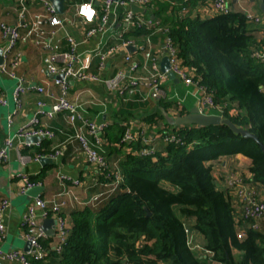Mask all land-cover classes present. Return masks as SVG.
I'll return each mask as SVG.
<instances>
[{
    "label": "trees",
    "instance_id": "1",
    "mask_svg": "<svg viewBox=\"0 0 264 264\" xmlns=\"http://www.w3.org/2000/svg\"><path fill=\"white\" fill-rule=\"evenodd\" d=\"M162 21L170 26L168 35L181 65L206 86L223 117L249 129L264 145V64L251 56L258 42L244 13L231 7L226 14L206 19L180 15ZM160 104L167 111V105ZM231 109L236 110L234 115L229 114ZM157 117L164 123L160 132L173 133L177 141L165 143L155 155L125 154L119 188L99 206L73 210L62 251L47 247L48 257L59 264H208L207 257L195 255L187 245L184 220L192 218V228L203 236L213 260L264 264V222L259 229L249 221L240 222L244 229L240 236L232 206L217 188L212 166L204 163L241 154L250 160L252 181L264 187L261 146L224 124L175 126L159 113L142 118L154 122ZM117 128L108 137L119 144L124 126ZM131 147L140 148L139 143Z\"/></svg>",
    "mask_w": 264,
    "mask_h": 264
},
{
    "label": "crops",
    "instance_id": "2",
    "mask_svg": "<svg viewBox=\"0 0 264 264\" xmlns=\"http://www.w3.org/2000/svg\"><path fill=\"white\" fill-rule=\"evenodd\" d=\"M81 1L73 0L72 2L65 0L63 2V12L59 14L66 25L68 33L80 42L78 51L82 54L97 47L101 52H105L112 46H118V48L104 60L94 56L91 60L89 71L98 75L101 80L90 83L71 79L67 98L81 105L84 114L90 120L97 123L106 121L111 126L109 127L108 136L115 135L117 127L120 125L124 126L125 123L132 128H137L143 124L147 127L146 135L149 138H154L156 151L163 150L165 143L158 137V134L161 133L160 130L164 128L163 120L157 117L154 122H148L142 117L145 114L156 113L155 107L156 105L161 106L160 102L167 105V112L170 114H186L191 108L198 105L196 86L186 85L176 76L174 78L168 76L162 84L165 98L160 100V102L149 98L144 87H139L132 93L127 91L119 92L108 87L102 80L113 77L118 69L125 67V54H130L131 59L140 64L137 75L147 74L154 69L152 61L145 58L146 52L157 56L156 66L161 70L160 62L166 56L163 51L165 35L161 30L153 27H143L140 33H136L135 29L123 21L125 8L115 6L110 11V28L108 31L103 35L97 33L83 40L81 29L76 24L78 17L75 11L76 4ZM174 1L176 4L172 8L166 3L157 2L153 8L146 9L145 13L133 12L144 19L153 21L159 19L161 22L164 19L170 20L180 15L206 19L204 16L201 17V13L198 11L197 0ZM228 1L234 9L242 12L249 11L264 18V0ZM15 8L16 6L13 2L0 0V21L14 24L17 21ZM39 9L40 7L37 4L31 6V11ZM128 9L131 8L128 7ZM248 26L252 30L253 39L264 46V24H248ZM62 36L63 32L61 31L58 33V38ZM128 41L130 42L129 45L121 46ZM0 42H3L1 33ZM61 44L64 48L66 47L65 42L62 40ZM13 51L21 53V61L13 69L17 77L23 78L31 87L43 86L44 92L40 93L34 88L26 90L21 95L20 108L13 113L15 105L13 100H10L9 95L13 92L16 79L0 72L3 78L12 80V82L8 80L0 81V89L8 101L7 105H0V146L3 145L6 139L14 136L36 113H38L39 126L54 132L52 139L38 138L37 143L32 142V144L26 146H20L19 140L15 139L14 145L9 149L8 160L0 164V199L6 197L11 201V206L4 213L7 233L0 246L3 250L16 248L24 250L26 241L23 238L21 217L30 200L25 194L19 193V188L23 184L21 175H27L29 180L42 186L43 190L39 195L48 203L64 202L61 209L62 214L66 216L71 224L70 214L73 210L91 205L99 206L115 191L109 189L105 184L106 180L101 175L95 174V167L86 160L85 155L81 152L80 142L74 136L77 134L83 135L88 143L105 157L108 167L122 175L121 162L124 159V155L134 153L136 149L128 148L125 145L119 146L110 140L106 135L108 130L100 134V140L97 143L88 133L81 120L70 122L65 113L56 114L51 118L48 117L46 113L51 109L53 102L60 94V90L59 86L54 82V77L42 71L44 56L42 49L36 47L30 40H25L18 41ZM101 62L102 67L100 65ZM190 71L192 70L190 69ZM50 93H53L54 97H51ZM38 101L44 102L42 109L37 106ZM208 109L213 112L206 113ZM204 112L206 114L216 113V111L206 107ZM235 113L236 111L233 109L229 111L230 115ZM9 115L11 116L10 121L7 118ZM60 147H64L63 151L57 154L55 158H50L49 155ZM37 155L50 158L51 162L41 163L40 159L35 160ZM241 158L243 159L241 160ZM241 162L246 165L241 167ZM204 163L212 166V172L224 174L227 169L234 168L248 171L250 160L241 154H236L207 160ZM258 191L264 197V187L262 185H258ZM92 222H95V219ZM184 222L189 227L194 224L192 218H186ZM194 239L199 243H204L203 236L197 232H195ZM195 255L204 257V255L198 253ZM45 264L59 263L55 259L48 257ZM208 264L210 263L208 262Z\"/></svg>",
    "mask_w": 264,
    "mask_h": 264
},
{
    "label": "built area",
    "instance_id": "3",
    "mask_svg": "<svg viewBox=\"0 0 264 264\" xmlns=\"http://www.w3.org/2000/svg\"><path fill=\"white\" fill-rule=\"evenodd\" d=\"M16 6L17 21L14 24L0 21L1 40L7 41V46L3 52L4 62L0 65V72L7 74L11 78L16 79V85L12 92V100L15 105V113L21 106V95L28 89L34 88L38 92H44V87L37 85L31 87L21 77H17L13 69H15L21 61V53L14 52L18 41L30 40L36 47L42 49L43 67L42 71L54 77V82L59 86L60 94L53 102L51 109L47 111L48 117H53L59 113L67 114L68 120L74 122L81 120L87 128L88 133L98 143L100 134L105 131L108 123H97L90 120L78 103L72 102L67 98L69 82L71 79L84 82H96L101 78L89 71L91 60L94 56L104 60L108 55L114 53L118 46H112L105 52H101L97 47L92 51L80 53L78 45L80 42L68 33L63 19L56 13L53 4L50 0H9ZM72 1L73 0H68ZM198 11L201 17H212L218 14H226L230 12L231 6L228 0H197ZM166 3L169 7H174V0H82L75 6L77 15L76 24L79 25L83 40L93 36L94 34L103 35L110 28V11L112 7L120 6L125 8L123 13V21L133 29L143 27H153L161 30L164 37L163 51L169 59V71L174 76L182 80L186 85H195L198 93L199 112L205 113L204 108H210L220 116L222 115L221 107L214 103V99L206 86L202 85L199 78L190 71V69L181 65L177 56L176 47L168 35L170 26L164 24L159 19L151 20L135 14L131 9H128L132 4L145 9H151L155 3ZM38 5L39 10H32V5ZM89 5L93 17L91 21L83 15V7ZM248 24L262 25L264 18L258 14L245 11L243 12ZM63 32V36L58 38V33ZM61 40L65 42L64 48ZM130 42L123 43L121 46L129 45ZM64 48V49H63ZM251 56L264 64V46L259 43L251 48ZM145 58L152 61L153 70L147 74L137 75L140 64L131 59L130 54H125V67L118 69L113 77L104 78L102 81L111 89L119 92L127 91L135 92L139 87H144L147 90L149 98L160 101L165 98V93L162 89V84L167 79V72L159 70L156 66L157 56L150 52L145 53ZM102 67V62L100 63ZM54 97L53 93H50ZM8 101L2 90L0 89V105H7ZM37 106L42 109L43 101H38ZM8 120H11L9 115ZM147 127L140 125L137 128H132L128 124H124V131L119 141V146L125 145L131 147L135 143H139L140 148L137 149L139 155H155L156 148L154 138H149L147 135ZM54 132L39 126L38 113L34 114L28 123L21 127L17 133L6 139L3 145L0 146V164L8 160L9 149L14 145V140H19L20 146L32 144L28 142L29 138H46L52 139ZM80 142L81 152L85 155L86 160L95 167V174L101 175L105 180V184L110 190L114 191L119 188L123 182V175L117 171H113L108 167L105 157L93 148L86 138L77 134L74 136ZM164 143L177 141L176 136L170 132H161L158 134ZM37 143V142H35ZM64 147H60L49 155L50 158L63 151ZM133 149V148H132ZM131 149V150H132ZM42 156H35V160H39ZM216 186L224 193V196L232 206V215L236 222V227L239 235L243 236L244 229L240 222L249 221L253 229H259L261 223L264 222V197L258 191L257 183H254L249 171L240 169H227L221 177H216V172H212ZM23 184L19 188L20 194H26L29 188L39 186L29 180L27 175H21ZM64 202L48 203L40 195L32 197L28 202L25 211L21 217V226L23 229V238L30 244L28 251L22 249L3 250L0 246V264H45L48 259L49 249L55 250L56 253L62 251L63 245L66 242L71 224L62 214V205ZM11 206V201L3 197L0 199V243L3 242L7 233V225L4 221V213ZM53 218L55 220L54 235L48 236L42 229L44 219ZM184 231L187 237V245L195 254H202L208 258L211 264H222L213 260V253L204 247V244L197 242L195 230L189 227L184 222ZM50 238L47 245L43 244V240Z\"/></svg>",
    "mask_w": 264,
    "mask_h": 264
},
{
    "label": "water",
    "instance_id": "4",
    "mask_svg": "<svg viewBox=\"0 0 264 264\" xmlns=\"http://www.w3.org/2000/svg\"><path fill=\"white\" fill-rule=\"evenodd\" d=\"M50 1L53 4V7L56 13L60 14L63 12V2L65 0H50ZM130 8L134 12H142V13L146 12V9L139 7L137 5H134V4H132ZM6 46H7V41L0 42V65H2L4 62L3 52ZM128 49H129V46H128ZM169 67H170L169 59L167 56H164L160 62V68L163 72H167V75L170 78H174V74L171 71H169ZM155 112L159 113L168 124L175 125V126H181V125L211 126V125L224 124L228 126L234 134L241 135L242 137L251 138L255 140L261 146L262 150L264 151V145L260 142V140L254 133H252L246 127L236 125L227 117H223L217 114L201 113L199 112L197 107L191 108L189 112H187L186 114L173 115V114L168 113L160 105H156ZM37 140L38 138L27 139L28 142H36ZM40 162L41 163L51 162V159L47 157H41ZM42 190H43L42 186H35L32 188H29L26 191L25 195L28 198V200H30L32 197H36L37 195H39ZM54 225H55V220L53 218H47L43 220L41 226L44 232L46 233V235L53 236L54 235ZM29 248H30V244L26 242L24 246V250L28 251Z\"/></svg>",
    "mask_w": 264,
    "mask_h": 264
},
{
    "label": "rangeland",
    "instance_id": "5",
    "mask_svg": "<svg viewBox=\"0 0 264 264\" xmlns=\"http://www.w3.org/2000/svg\"><path fill=\"white\" fill-rule=\"evenodd\" d=\"M2 80H8V81H10V82H12V80L11 79H5V78H3L1 75H0V81H2ZM12 93V92H11ZM9 98H10V100H12V94H10L9 95ZM232 110V109H231ZM233 110H235V109H233ZM236 111V110H235ZM210 112V110L208 109V110H206V113H209ZM213 111H211L210 113H212ZM215 114H219L218 112L217 113H215ZM243 158H241V160H242ZM214 160V159H213ZM245 161H247V160H245ZM217 162V161H216ZM219 162H220V160H219ZM241 164H242V162H241ZM246 164L245 163H243L242 165H241V167L242 166H245ZM216 177H221V174L219 173V172H216ZM215 184H217V182H215ZM22 245V244H21ZM99 252L101 253V251H103L104 249H103V244L102 245H100V243H99ZM211 264H213V263H211Z\"/></svg>",
    "mask_w": 264,
    "mask_h": 264
},
{
    "label": "clouds",
    "instance_id": "6",
    "mask_svg": "<svg viewBox=\"0 0 264 264\" xmlns=\"http://www.w3.org/2000/svg\"><path fill=\"white\" fill-rule=\"evenodd\" d=\"M83 15L87 18L88 21L92 20L93 12L89 5H85L83 7Z\"/></svg>",
    "mask_w": 264,
    "mask_h": 264
}]
</instances>
